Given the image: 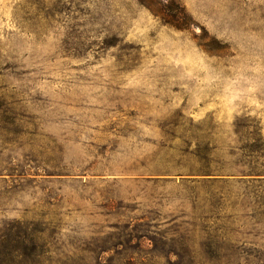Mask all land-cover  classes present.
Here are the masks:
<instances>
[{
	"label": "rangeland",
	"instance_id": "rangeland-1",
	"mask_svg": "<svg viewBox=\"0 0 264 264\" xmlns=\"http://www.w3.org/2000/svg\"><path fill=\"white\" fill-rule=\"evenodd\" d=\"M174 1L0 0V228L40 264H264V0Z\"/></svg>",
	"mask_w": 264,
	"mask_h": 264
},
{
	"label": "trees",
	"instance_id": "trees-1",
	"mask_svg": "<svg viewBox=\"0 0 264 264\" xmlns=\"http://www.w3.org/2000/svg\"><path fill=\"white\" fill-rule=\"evenodd\" d=\"M141 4L146 6L156 17L160 18L165 24L175 27L176 29H183L186 25V14L180 5L171 0L163 3L160 0H138ZM41 230L34 229L28 233L26 228L21 223L5 224L0 228V264H26L30 263L40 264L44 259L42 256V240ZM144 238V237H142ZM146 239V238H144ZM130 242V240H129ZM121 243L115 245L119 247ZM105 247L104 251H112L115 249ZM118 252L117 254H122ZM170 255H177L181 257L176 251H169ZM37 259L39 261H37ZM99 264V263H98ZM136 264V263H128ZM174 264H195L183 263L182 261Z\"/></svg>",
	"mask_w": 264,
	"mask_h": 264
}]
</instances>
